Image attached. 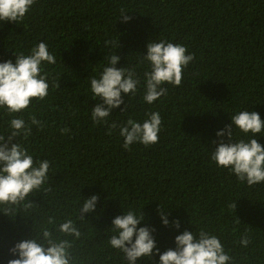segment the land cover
<instances>
[{
    "label": "trees",
    "instance_id": "16d2710c",
    "mask_svg": "<svg viewBox=\"0 0 264 264\" xmlns=\"http://www.w3.org/2000/svg\"><path fill=\"white\" fill-rule=\"evenodd\" d=\"M122 14L131 19L124 22ZM161 40L183 45L194 59L179 86L164 85L167 94L148 104L143 55L150 41ZM41 42L56 59L41 66L49 92L15 115L31 133L13 143L36 161H50L48 180L29 197L28 213L13 219L0 212V264L17 258L10 249L35 238V221L40 226L49 217L57 225L72 219L79 228V240L68 237L73 264H128L109 238L114 218L129 210L144 215L138 227L155 229L160 253L174 250L185 230L203 229L221 240L230 264H264V183L249 187L211 159L231 116L254 111L264 121V0H36L23 21H0V63H15L16 54L30 55ZM115 54L116 67L133 69L140 83L135 94L122 93L125 103L107 124H95L90 79ZM151 112L162 120L154 145L126 150L119 127L108 134L112 123H143ZM33 116L40 125L31 123ZM13 118L0 108V135H10ZM250 136L233 129L234 141ZM254 138L264 146V133ZM93 195L99 196L96 211L82 221L80 207ZM235 202L236 209L229 207ZM245 235L246 247L239 243ZM137 264H159V256L154 250Z\"/></svg>",
    "mask_w": 264,
    "mask_h": 264
},
{
    "label": "clouds",
    "instance_id": "9594fccd",
    "mask_svg": "<svg viewBox=\"0 0 264 264\" xmlns=\"http://www.w3.org/2000/svg\"><path fill=\"white\" fill-rule=\"evenodd\" d=\"M35 3L36 0H0V21H23ZM121 17L124 22L131 19L128 14H122ZM143 56L150 69L144 73L143 98L148 104H153L167 94L164 85L179 86L183 70L194 59L193 55L187 54L183 45L164 40L150 41L147 55ZM119 60L118 55H112L99 78L90 79L93 99L98 101L92 108V120L95 124H107L113 109H118L125 103L122 93L129 96L137 91L140 81L136 78L135 71L129 68L118 69L116 65ZM44 63H56L44 42L33 47L30 55L16 54L15 63L11 60L0 63V108L6 109L14 117L10 121V135H0V212L13 219L21 212L24 214L33 209L34 204L29 197L40 192L48 180L50 161H36L19 142L13 143L15 138L27 137L31 133L25 120L15 118V115L28 110L33 100L42 101L48 95V78L41 74ZM231 120L232 124L226 130L217 133L221 139L219 146L211 154L212 161L217 167L229 169L239 181L246 182L249 187L264 183V146L254 138L264 133V121L257 112L247 110L231 116ZM31 123L40 125V121L34 116ZM161 123L159 112H151L143 123L131 118L123 125L112 123L108 134L119 127L126 150L134 143H142L147 147L158 142ZM234 128L245 136H251L248 140L234 141ZM62 131L67 132L68 129ZM225 135L228 137L227 143L223 140ZM43 190L51 191L50 188ZM98 201V195L84 200L79 210V219L83 221L86 214L94 213ZM229 207L236 209L237 203ZM159 215L163 225L168 227V211L161 207ZM143 220L144 215L138 216L135 211L129 210L112 221L110 230L113 235L109 238V244L124 254L128 264H137L145 257L151 259L154 250L155 255L159 256V264H230L231 257L226 254L221 240L203 229L197 233L185 230L176 236L174 250L160 253L152 234L155 229L138 227ZM172 223L176 229L180 228L179 220ZM54 230L64 238L57 237ZM34 231L35 238L22 240L10 249L11 255L17 258L10 259L8 264H73L71 250L74 241L68 237L79 240L82 234L72 219L57 225L56 218L49 217L40 226L35 221ZM239 243L246 247L249 244L247 235Z\"/></svg>",
    "mask_w": 264,
    "mask_h": 264
}]
</instances>
